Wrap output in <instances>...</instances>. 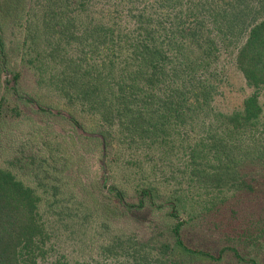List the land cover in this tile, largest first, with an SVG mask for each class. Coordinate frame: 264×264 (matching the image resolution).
<instances>
[{
	"label": "trees",
	"instance_id": "1",
	"mask_svg": "<svg viewBox=\"0 0 264 264\" xmlns=\"http://www.w3.org/2000/svg\"><path fill=\"white\" fill-rule=\"evenodd\" d=\"M224 51L253 91L232 113L213 106ZM18 64L35 75L37 92L23 90ZM262 91L264 0H0V129L5 114L44 115L71 126L73 144L97 145L105 209L148 206L169 219L171 239L155 247L164 264H259L246 250L264 235L253 232L264 223ZM164 150L177 157L182 195L161 196L146 173L149 156ZM46 161L25 159L45 175L33 186L0 168V264H60L42 213L59 164ZM117 164L137 179L118 183ZM236 196L243 207L242 199L232 205ZM251 212L245 236L228 243L227 235L217 254L187 243L195 222L220 219L224 235Z\"/></svg>",
	"mask_w": 264,
	"mask_h": 264
},
{
	"label": "rangeland",
	"instance_id": "2",
	"mask_svg": "<svg viewBox=\"0 0 264 264\" xmlns=\"http://www.w3.org/2000/svg\"><path fill=\"white\" fill-rule=\"evenodd\" d=\"M221 66L224 68L222 74L225 84L213 106L219 112L232 113L242 108L244 99L253 91L246 86L230 52H223ZM18 70L23 90L32 94L37 92L35 75L22 64H18ZM52 98L56 99L53 93L47 95L44 101L52 105ZM261 101L264 106V91L261 93ZM5 117L0 129V168L12 170L22 181L33 186L32 182L46 180L45 175L36 171L35 167H28L25 159L45 158L48 164L53 157L57 158L59 165L51 170L55 177L50 183L53 190H50L51 194L46 197L42 207V213L53 235L55 260L60 264L165 263L162 253H158L155 247L171 239L165 224L169 219L164 215L156 217L148 206L123 215L105 209L104 203L110 201L109 193L106 191L99 194L98 185L94 182L97 174L96 157L99 154L97 145L85 147L78 142L77 145L73 144L72 136L75 132L72 127L49 116L30 113L21 117L5 114ZM149 160L151 162L146 173L151 180L160 184L161 196L182 195L181 189H186L176 174L180 166L174 163L175 160L178 161L175 154L164 150L158 159L151 155ZM15 164L18 166H13ZM69 165L73 166L71 169L74 172L67 171L70 170ZM180 165L184 166V163ZM114 169L118 173L115 178L118 183L125 185L124 179L127 176L131 177V181L137 179L135 175L120 169V164L117 167L115 165ZM129 193L130 202L138 203L132 191ZM84 195L89 199L95 198L96 206L86 205ZM237 200H241L243 207L241 196L234 197L232 205H236L233 203ZM254 215L251 212L244 225L240 215L237 220H233L234 227L224 235L216 228L220 219H214L213 216L207 221L188 226L184 235L188 244L217 254L227 235H230L228 243L245 236V228ZM253 229L254 237L257 238L259 233L264 232V223ZM246 253L259 264H264V235L257 242L251 243Z\"/></svg>",
	"mask_w": 264,
	"mask_h": 264
}]
</instances>
